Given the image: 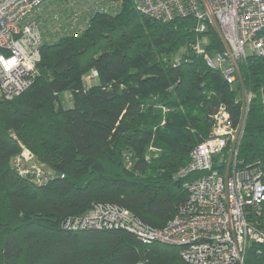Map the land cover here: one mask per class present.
Listing matches in <instances>:
<instances>
[{
  "label": "trees",
  "instance_id": "obj_1",
  "mask_svg": "<svg viewBox=\"0 0 264 264\" xmlns=\"http://www.w3.org/2000/svg\"><path fill=\"white\" fill-rule=\"evenodd\" d=\"M117 1V11L91 15L82 32L67 24L79 0H50L36 13V75L20 96L0 101V264H186L177 248L124 231L61 228L93 205L162 228L185 198L183 185L200 177L176 175L210 136L218 109L234 126L240 120V84H227L192 50L207 37L206 53H221L215 29L198 35L191 18L155 22L131 0ZM240 72L251 98L238 168L259 170L264 184V57H246ZM63 93L70 108L59 105ZM22 148L52 174L45 186L12 170ZM245 264L263 263L250 250Z\"/></svg>",
  "mask_w": 264,
  "mask_h": 264
},
{
  "label": "built area",
  "instance_id": "obj_2",
  "mask_svg": "<svg viewBox=\"0 0 264 264\" xmlns=\"http://www.w3.org/2000/svg\"><path fill=\"white\" fill-rule=\"evenodd\" d=\"M48 1L0 0V101L14 100L32 84L43 42L36 13ZM79 1L80 10L67 19L70 29L78 32L85 30L91 15L114 13L121 5L117 0ZM131 3L137 14L155 22L191 18L198 35L209 27L215 29L224 51L215 53L214 61L206 53V45L200 44L203 39L192 49L203 56L208 68L219 71L229 85L237 82L240 64L246 57H264V0H131ZM42 18L45 21L46 16ZM250 98L249 94L248 103ZM247 110L248 105H244L241 119L234 126L225 108L218 109L210 136L191 151L188 165L176 175L177 180L189 174L200 177L183 185L185 198L162 228L147 226L122 208L93 205L83 216L66 218L61 223L62 230L124 231L144 245L158 243L178 248L186 264H245L250 250L264 264L262 174L259 170L239 169L237 162ZM11 166L19 177L39 187L52 178L24 148L12 159Z\"/></svg>",
  "mask_w": 264,
  "mask_h": 264
},
{
  "label": "rangeland",
  "instance_id": "obj_3",
  "mask_svg": "<svg viewBox=\"0 0 264 264\" xmlns=\"http://www.w3.org/2000/svg\"><path fill=\"white\" fill-rule=\"evenodd\" d=\"M209 39H207V37H206V39H203V41H202V43H200V44H203V46H205V45H207L208 43H209ZM221 41V40H220ZM204 42V43H203ZM222 43V42H221ZM200 44H197L198 46L200 45ZM205 44V45H204ZM197 45H193V47H196ZM222 46H223V44H222ZM193 50V49H192ZM194 51V50H193ZM223 51H224V46H223ZM222 51V52H223ZM184 52H185V49H181V51L179 52V54L177 55V56H175L174 57V61L173 62H175V61H179L180 60V57H181V55L182 54H184ZM196 53V52H195ZM196 54H198V53H196ZM209 56V58L212 60V61H214L215 60V55L214 54H209L208 55ZM239 71H240V67H239ZM239 77L236 79L237 80V83H239L240 85H239V97H238V102L240 103V109H242L243 108V106L244 105H248L249 103H248V96H249V94H250V92H248L245 88H244V83H243V77H242V74H241V72H239ZM238 86V85H237ZM248 103V104H247ZM59 105L62 107V108H70L71 107V105H72V102H71V98H70V94H68V93H63L62 95H60L59 96ZM246 113H247V111L246 112H244V118H245V116H246ZM240 119H241V113H240ZM43 166V165H42ZM43 169H45V170H47V171H49L48 169H46V168H44V166H43ZM13 170V169H12ZM14 171V170H13ZM50 172V171H49ZM14 173H15V171H14ZM16 174V173H15ZM17 175V174H16ZM164 246H169V245H165L164 244ZM171 247V246H170ZM178 249V248H177ZM178 251H179V249H178Z\"/></svg>",
  "mask_w": 264,
  "mask_h": 264
}]
</instances>
